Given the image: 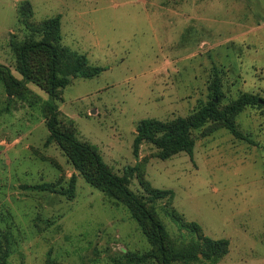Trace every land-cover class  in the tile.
<instances>
[{
    "label": "rangeland",
    "instance_id": "rangeland-1",
    "mask_svg": "<svg viewBox=\"0 0 264 264\" xmlns=\"http://www.w3.org/2000/svg\"><path fill=\"white\" fill-rule=\"evenodd\" d=\"M56 16L61 46L104 71L92 79L70 76L53 98L17 71L11 44L40 38L26 18ZM0 65L27 87L12 95L0 79L7 264H159L134 257L152 246L128 208L88 184L58 143L48 142L44 103L57 107L62 124L96 147L114 174L139 168L128 185L136 195L148 199L145 183L173 191L171 203L154 207L177 245L196 237L173 220L170 207L205 236L229 241L218 264H264V0H0ZM243 95L259 99L236 117L245 139L209 123L193 132V156L164 160L149 143L134 153L142 120L187 118L213 99L223 107ZM73 176V199L28 188L67 190Z\"/></svg>",
    "mask_w": 264,
    "mask_h": 264
},
{
    "label": "trees",
    "instance_id": "trees-1",
    "mask_svg": "<svg viewBox=\"0 0 264 264\" xmlns=\"http://www.w3.org/2000/svg\"><path fill=\"white\" fill-rule=\"evenodd\" d=\"M24 16H31L33 11L23 9ZM26 23L35 36L25 41L12 42L17 57V71L22 77L36 84L51 97L57 98L63 88L73 78L92 79L98 77L104 68L93 67L85 55L69 51L61 46V17L48 18L42 22ZM0 79L7 91L12 94L24 93L27 90L23 81L17 79L6 68L0 65ZM214 98L220 101L222 93L215 84ZM259 105L254 95H243L228 105L220 106L215 99L200 108L187 118H178L162 122L156 119L142 120L137 126L134 141V153L137 155L142 144L149 143L156 147L157 156L169 159L179 153L193 156L195 140L193 132L209 123L219 128H226L236 138L245 139L236 125V117L248 106ZM47 126L50 132L49 141H55L65 152L76 172L83 176L92 187L103 191L109 198L126 206L139 225L152 249L144 255H134L138 262L157 260L159 264H190L197 261H208L218 264L229 252L227 239L214 240L205 236L196 222H188L175 209L169 208L170 216L182 229L194 234L196 239L186 244L177 245L170 237L160 219L154 203L167 200L171 203L174 193L170 190L155 189L145 183L148 199L136 195L129 188V181L135 173L141 174L139 168L127 167L123 176L114 174L105 164L97 148L80 141L71 125L62 124L57 107L44 103ZM75 180L73 176L67 190H57L49 184L28 186L37 191L54 192L74 198ZM172 208V209H171ZM3 244L0 240V264H7L2 255Z\"/></svg>",
    "mask_w": 264,
    "mask_h": 264
}]
</instances>
